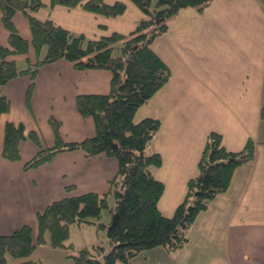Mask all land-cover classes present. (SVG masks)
Masks as SVG:
<instances>
[{
	"label": "crops",
	"instance_id": "1",
	"mask_svg": "<svg viewBox=\"0 0 264 264\" xmlns=\"http://www.w3.org/2000/svg\"><path fill=\"white\" fill-rule=\"evenodd\" d=\"M123 1L126 11L116 18L60 7L38 15L49 13L46 17L75 34H84L86 40L112 32L127 35L136 24L133 19L137 21L143 14L129 0ZM13 21L18 33L30 41L25 17L17 13ZM7 38L0 12V46L6 45ZM150 46L169 66L171 76L138 109L135 116L141 113V117L134 120L144 116L160 121L146 154L161 156L160 166L150 171L164 183L158 201L162 214L171 216L183 200L188 179L198 173L209 132L219 133L222 144L234 152L251 139L255 155L235 169L228 189L198 215L183 248L168 251L158 246L135 256L129 264H264V119L260 117L264 104V1L211 0L202 11L181 9ZM43 49L40 55L29 48L26 55L9 59L18 70H24L26 59L34 64ZM111 79L107 70L78 71L69 62L58 60L38 70L28 102L29 76L0 87V95L10 103L9 111L0 116V236L28 225L36 239V215L51 202L86 192H108L117 162L103 154L85 157L81 150L65 151L37 168L23 171L22 166L39 149L54 145L49 119L58 123L64 143L92 137L93 119L80 116L76 97L108 94ZM6 122L22 123L26 134L33 131L39 139V145L27 138L19 143L20 161L2 157ZM67 186L73 190L68 192ZM86 224L98 230L95 223ZM81 246L77 250L88 248Z\"/></svg>",
	"mask_w": 264,
	"mask_h": 264
},
{
	"label": "trees",
	"instance_id": "2",
	"mask_svg": "<svg viewBox=\"0 0 264 264\" xmlns=\"http://www.w3.org/2000/svg\"><path fill=\"white\" fill-rule=\"evenodd\" d=\"M142 13L133 30L125 35L112 32L96 39L86 40L84 34H75L57 24L49 13L55 7L80 8L88 13L116 18L126 11L123 1L105 0H0L1 23L8 32L7 43L0 46V87L22 75L29 76L26 101L30 100L36 75L43 66L58 60L72 64L78 71L107 70L112 74L108 94L78 95L76 109L81 117L93 119L95 133L78 143H64L59 125L54 119L49 124L55 136L52 147L41 148L28 161L23 171L50 162L58 153L81 150L85 157L103 154L117 162V173L109 182L107 193L86 192L66 196L48 204L37 213V235L33 238L30 226H22L10 235L0 236V264H42L33 259L36 246L48 244L53 248L70 247L66 244L71 225L100 222L103 209L109 215L117 213L115 224L108 230L109 250L101 246L81 248L71 254L72 264H129L138 254L162 246L176 251L188 242L187 233L198 215L206 211L216 195L225 192L235 169L255 155V144L248 139L240 151L228 150L217 132H209L198 160V173L188 179L183 200L171 216L162 214L158 201L164 183L156 179L149 168L161 164L158 153L147 155L146 148L160 129V121L153 117L134 120L138 109L170 79L171 70L151 48L152 41L167 30L168 21L179 10L195 8L202 11L211 0H158L150 8V0H129ZM43 11V12H44ZM21 13L28 22L31 39L23 38L13 18ZM32 48L45 55L27 68L18 70L12 55H26ZM10 109L9 100L0 95V116ZM264 119V104L260 110ZM29 139L39 145L35 132L25 133L22 123L6 122L2 157L10 162L21 160L19 143ZM68 192L72 186L65 188ZM113 196L114 205L108 204ZM193 200V201H192ZM192 203L190 204V202Z\"/></svg>",
	"mask_w": 264,
	"mask_h": 264
},
{
	"label": "rangeland",
	"instance_id": "3",
	"mask_svg": "<svg viewBox=\"0 0 264 264\" xmlns=\"http://www.w3.org/2000/svg\"><path fill=\"white\" fill-rule=\"evenodd\" d=\"M105 1L111 4L114 1H118V0H105ZM119 1H123V0H119ZM157 1L158 0H150L151 2L150 8H153ZM138 11L141 12L139 9ZM128 14L131 17L133 16L131 12ZM137 21L133 19V23H136ZM128 23L131 24L130 22ZM77 25H81V24L78 23ZM177 28L178 26H174V30H177ZM96 29L100 30V27L97 25ZM44 53H45V48L43 49V54L40 60L45 55ZM140 114L141 113L139 114L137 113L134 119L141 117L139 116ZM147 155L149 154L147 153ZM192 201L190 202V204L192 203ZM108 204L110 207L114 205V199H113V196L111 195L108 197ZM109 218H110L109 210L103 209L101 212V218L99 221L102 223H108L111 220V218L110 220ZM107 233H108V228H101V229L98 228V230L96 231V227L94 228L93 225L90 226V225H87L86 223L81 226L71 225L69 228V238L67 239L66 244H69L70 242L73 243L75 245L74 249L70 247L53 248L50 245L42 244V245H39L38 249L33 253V256H34L33 259L40 261L42 264H72V258L70 256L71 254H76L78 247H82L81 245H87L88 249L90 250L92 248V245L101 246L104 248L105 253H107V251L109 250ZM118 264H122V263L118 262Z\"/></svg>",
	"mask_w": 264,
	"mask_h": 264
},
{
	"label": "water",
	"instance_id": "4",
	"mask_svg": "<svg viewBox=\"0 0 264 264\" xmlns=\"http://www.w3.org/2000/svg\"><path fill=\"white\" fill-rule=\"evenodd\" d=\"M117 213H114L113 215H112V217H111V220H110V225H109V227H108V230H109V228L110 227H112L114 224H115V222H116V220H117ZM108 234V233H107Z\"/></svg>",
	"mask_w": 264,
	"mask_h": 264
}]
</instances>
